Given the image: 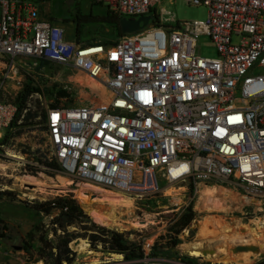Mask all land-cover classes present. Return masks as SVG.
Returning a JSON list of instances; mask_svg holds the SVG:
<instances>
[{
    "label": "built area",
    "instance_id": "1",
    "mask_svg": "<svg viewBox=\"0 0 264 264\" xmlns=\"http://www.w3.org/2000/svg\"><path fill=\"white\" fill-rule=\"evenodd\" d=\"M103 1L122 17H160L161 0ZM185 2L205 5L206 21L160 17L159 25L103 44L67 39L58 22L40 15L42 2L0 0V95L17 72L16 61L26 71L41 62L62 64L105 92L99 100L68 104L46 99L42 85L32 91L23 112L37 110L45 151L15 140L16 104L0 96V140L8 135L0 144L3 157L30 173L57 165L62 173L133 199L165 194L164 184L181 183L196 193L218 180L242 196L264 197V0ZM202 34L214 44L215 57L197 51ZM44 68L31 73L37 82L45 80ZM153 246L143 244L130 258L121 253L115 262L235 264L203 262L181 251L153 254ZM238 264H264V257Z\"/></svg>",
    "mask_w": 264,
    "mask_h": 264
},
{
    "label": "rangeland",
    "instance_id": "2",
    "mask_svg": "<svg viewBox=\"0 0 264 264\" xmlns=\"http://www.w3.org/2000/svg\"><path fill=\"white\" fill-rule=\"evenodd\" d=\"M32 1L36 3L42 2L39 6L41 15L47 18L51 15L55 16L57 20L62 23L66 38L69 40L75 39L77 23L82 31L80 34L81 40L96 42L106 40L114 41L117 39L111 27L108 25L97 22L89 23L77 21V16L81 12H98L103 9L106 6V2L103 0ZM157 9L160 12L162 20H169L173 17L182 21L186 20L204 23L207 19V7L205 5L188 4L185 0H161V2L157 4ZM64 17L69 18L70 21L66 22V20L62 19ZM196 48L203 56H216L215 46L205 34L198 37ZM3 60H5L4 57L0 55V70L4 67L2 63ZM23 60L24 59L21 58V62ZM16 62L18 66L17 72L14 73L13 79L7 81L6 91L0 95L1 98H7L10 102H17L23 83L27 81V79H31L33 84L35 86L38 85L40 89V85H42L46 95L45 98L49 101L63 99L66 100L68 104H77L80 101L99 100L105 95L103 88L96 81L84 73L73 70L62 64L53 62L45 64V68L43 69L46 74L44 77L45 80L38 81V83L34 76L38 70H41L40 68L37 69L33 66L32 69L26 71L19 66L18 63H20V61ZM31 73H33L34 76L31 75ZM74 82L78 83V86L73 85L72 83ZM65 96L66 98H64ZM18 119L21 120L19 124L17 123ZM18 119L16 120V134L18 138L15 140L27 147H42L45 151L44 127L41 125V121L35 117L30 123L22 124L23 116L21 115ZM4 149L5 148L0 147V163L6 164L7 167L2 168V166H0V191H12L13 194L0 196V225H2L1 231L6 234L3 239H0V243L3 250L7 252V254L1 255L0 264H22V256L27 259V261H32L34 258L36 259L37 247L44 242H47L48 246H51L53 253L57 252L59 249L62 253L69 252V260H64L66 264H117L115 261L119 260H114L111 253L121 254V252L108 250L101 242V235L94 230L86 231L84 229L83 225L85 222H74L67 225L65 230L60 228V231H58L57 229L59 227L55 226L52 222L53 218L57 215L56 211H53L51 214H44L43 212L35 211L28 205V203L33 201H43L56 195H64L69 192L73 194L80 208L91 219L92 217L86 209L88 204L80 199V192L94 199L95 205H101L105 210L116 202L117 197L125 195L126 199L131 200V205L129 207L125 206L118 208L120 209L118 210L120 213H118L117 216L120 217V224L122 225L105 226L95 222L93 219L92 221L107 229L118 233H124L129 240L139 244V249H141L143 244L153 242L154 245L161 248L160 250H163V255L167 256L176 252V249L188 254V249L196 238L198 230L197 223L206 217L223 218L224 221L232 225L240 224L254 227L255 220L264 215V197L248 195L247 197L255 199V202H244V198L242 197L243 193H239V191L227 181L218 180L201 184L196 193H194L192 187L188 186L184 188V185L181 183L174 185L164 184V188H167L165 194L147 196L142 199H133L128 193L89 181L80 180L62 173L61 171L52 175H48L49 172L45 171H38L36 173H30L29 171L25 172L23 168L21 170V168L12 161L3 157L2 154L4 153ZM11 154L12 153L9 155L11 156ZM25 176H33L35 181L27 179ZM60 177L62 179L64 178L63 182H61ZM67 180L70 182V185H65ZM216 185L218 187V195L226 200L223 206L224 208L214 211L205 210L202 203L200 204V195L207 187ZM118 199L120 200L121 198ZM110 200H112V203H110ZM189 205L192 207L194 215L188 226V234L184 233V228L187 226L176 234V221ZM259 207L262 210L258 209ZM125 210H127V212ZM51 216L53 218H51ZM132 221H138L140 224L146 223L142 227L133 225ZM259 224L261 225L260 232L264 237V221H259ZM210 230L215 231L216 229L210 227ZM173 236L179 239V243L171 248L169 240ZM69 237L71 240L68 242V251V249L64 248L63 241ZM77 238L85 239L84 242H81V246L87 244L85 250H77V248L74 247L73 249L78 252H71L69 243ZM262 238L255 237L254 239L252 236H246L244 239L249 241L247 244H252L253 242H255L253 244H258L262 242ZM207 239H211L210 243L213 248L229 244V247L232 248L239 245H231L229 240H221L220 237H213L212 234H210ZM215 239L218 240L216 241ZM14 246H20V248L15 249ZM87 249H90L92 252H85ZM198 258L203 262H216V260H214L215 258L203 256H198ZM251 260H253V258H251ZM239 261L242 262L243 260L240 259ZM220 263L225 262L220 261Z\"/></svg>",
    "mask_w": 264,
    "mask_h": 264
},
{
    "label": "trees",
    "instance_id": "3",
    "mask_svg": "<svg viewBox=\"0 0 264 264\" xmlns=\"http://www.w3.org/2000/svg\"><path fill=\"white\" fill-rule=\"evenodd\" d=\"M100 2V1H99ZM80 11V10H78ZM122 16H120L115 11H112L111 9L104 7L103 9L99 10L98 12L94 11H88L84 13H79L77 16V21H84V22H97L104 25H108L111 27L113 33L116 35V37H120L123 35V33L120 30L119 26V20ZM49 19H54L52 17H49ZM64 20L66 22L70 21L69 18L64 17ZM151 24L153 25H159L160 24V17L157 13L152 14V20ZM80 26L77 23L76 26V40L80 39L81 34ZM85 43H103V44H112L113 41H96L92 42L89 40H84ZM47 64L45 62H41L37 65V69L40 68L42 64ZM34 90H40V88L35 86L31 79H27L23 83L21 92L18 96L17 102H15L17 110L15 118L12 122V125H16V120L22 115L23 120L22 124H28L30 123L37 115V110H26L24 111V108L26 107V100L28 95L34 91ZM8 140V135H5L1 140L0 144L6 143ZM50 170H45V172H49L48 175H52L56 172H58L60 169L57 167V165H49ZM12 195V191H0V196L2 195ZM28 205L34 209L37 212H43L44 214H51L53 211L57 212V215L53 218V223H56L57 226L63 230L66 229V226L69 224H72L74 222H85L84 223V229L87 230H94L96 233L102 236L101 242L103 243L106 248L110 251H116L121 252L124 254L125 258H130L133 256L139 255V244L135 243L134 241H131L128 239L127 236L124 235V233H118L113 230L107 229L104 226H100L95 224L92 219L80 208V205L76 198L73 197L72 193H67L64 195H56L54 197L45 199L43 201H33L28 203ZM193 211L192 207L189 205L187 206L184 213H182L175 224V232L176 234L180 232L185 226H189L190 221L193 218ZM1 237H5L6 234L2 231L0 232ZM71 240V238H67L63 241L64 248L68 249V242ZM85 240L84 238H77L74 241L71 242L72 248H74L75 244L77 242H81ZM171 244V248L175 246L177 243H179V239L176 236H173L169 240ZM51 246L47 244V242H44L42 245L40 244L37 247V255L36 259H43L46 264H62L64 260H69V252L62 253L59 249L57 252L53 253L51 250ZM161 248L157 245L153 246V254L161 253L163 254V250H160ZM69 251V249H68Z\"/></svg>",
    "mask_w": 264,
    "mask_h": 264
},
{
    "label": "bare ground",
    "instance_id": "4",
    "mask_svg": "<svg viewBox=\"0 0 264 264\" xmlns=\"http://www.w3.org/2000/svg\"><path fill=\"white\" fill-rule=\"evenodd\" d=\"M11 156L20 159V157H18L15 154H11ZM0 166H2V168L7 167L6 164H3V163H0ZM25 178L30 179V180L35 179L33 176H25ZM63 179L61 178V182H63ZM69 183L70 182L67 180V182H65V185H67ZM230 196H232V195H230ZM79 197L81 200H83L84 202H86L88 204L86 206V209H87L88 213L90 214V216L92 217V219L95 222L102 224V225H105V226L106 225L107 226L122 225V224H120V219H119L120 217L117 216V214L120 213L118 211L120 209H118V208L125 207V206L129 207L131 205V200L126 199L125 195L122 197H117L118 201L116 200V202L111 204V206L108 205L109 207L107 210H105L104 207H101V205H95L94 199L90 198L88 195L84 194L83 192L79 193ZM242 197L244 198V202H250V201L255 202V199H253V198H250L247 196H242ZM118 198H121V199L119 200ZM110 201H111L110 203H112V200H110ZM113 201H114V199H113ZM199 201H200V204L202 203V206H204L205 210H208V211L223 209L224 203L226 202V200L223 197H220L218 195L217 185L207 187L206 190L200 195ZM93 203H94V205H93ZM258 209H261V208L259 207ZM125 211L127 212V210H125ZM127 214H129V213H127ZM259 221L260 222L264 221V215L255 220V226L254 227L253 226H247V225H240V224L232 225V224L224 221L223 218H214L212 216L209 218L206 217L205 219H203L202 221L197 223L198 230H197L196 238L193 241L192 245L189 247V249H188L189 253L188 254L195 256V257L203 256V257H207V258H215L214 260H216L217 262L222 261L225 263H235V264L246 263L249 260H251V258H253V260H251V261L258 260L259 258H261V256L264 255V237H263V234H261V232H260L261 225L259 224ZM132 223L135 226H142L143 227L146 222L144 224H140V222H138V221H132ZM210 227L215 228L216 232L211 231L212 228L210 230ZM210 234H212V236L216 237V238L220 237L221 240H225V241L229 240L230 241L229 243H231V245L232 244L247 245V243H249V241L244 239L246 236H252L254 239H255V237H261V238L263 237V238H262V242L256 244L259 247L258 250L241 249L236 253H231V251L229 250V248H230L229 247L230 244H229L226 246L223 245V246H218L217 248H214L218 252L222 251L220 254L205 255L202 253L204 249L213 248V246H211V243H210L211 239H209V240L207 239L210 236ZM217 236H219V237H217ZM215 240L217 241L218 239H215ZM81 242H84V240ZM81 242L79 241L75 244L74 247L77 248V250H80V249L85 250V246L87 244H85V246H81ZM221 243H222V241H221ZM253 243H255V242H253ZM213 245H215V244H213ZM85 252L91 253L92 251L90 249H87ZM111 255L113 256L114 260H121V254L120 253H111ZM240 259H242L243 261L240 262L239 261ZM251 261H249V262H251ZM38 264H41V263H38Z\"/></svg>",
    "mask_w": 264,
    "mask_h": 264
},
{
    "label": "water",
    "instance_id": "5",
    "mask_svg": "<svg viewBox=\"0 0 264 264\" xmlns=\"http://www.w3.org/2000/svg\"><path fill=\"white\" fill-rule=\"evenodd\" d=\"M151 20H152L151 14L140 15L138 17H125V16H123L119 20L120 30L123 34L133 33V32L139 31V30L147 27L148 25H150ZM14 247H15V249L20 248V246H14ZM241 249L258 250L259 247L256 244L236 245V246L230 248L229 250L231 251V253H236ZM176 251H179V249H176ZM221 252H218L214 248H209V249H204L202 253L205 255H214V254H220ZM263 257H264V255L261 256V258H263Z\"/></svg>",
    "mask_w": 264,
    "mask_h": 264
},
{
    "label": "crops",
    "instance_id": "6",
    "mask_svg": "<svg viewBox=\"0 0 264 264\" xmlns=\"http://www.w3.org/2000/svg\"><path fill=\"white\" fill-rule=\"evenodd\" d=\"M39 13H40V15H41V12L39 11ZM42 17H44V18H47L46 16H43V15H41ZM50 17H52V18H54L53 20H55L56 22H58V24H60L61 26H63L62 25V23L59 21V20H57V18L55 17V16H50ZM63 19V18H62ZM38 263H41V264H46L45 262H44V260L43 259H33L32 261H27V259H25L23 256H22V264H38Z\"/></svg>",
    "mask_w": 264,
    "mask_h": 264
}]
</instances>
